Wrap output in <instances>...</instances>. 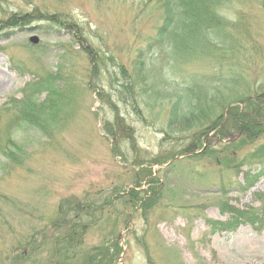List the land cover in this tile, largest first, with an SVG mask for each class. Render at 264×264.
<instances>
[{
	"label": "rangeland",
	"instance_id": "1",
	"mask_svg": "<svg viewBox=\"0 0 264 264\" xmlns=\"http://www.w3.org/2000/svg\"><path fill=\"white\" fill-rule=\"evenodd\" d=\"M148 1L0 0V264H17L13 256L21 253L19 264H49L57 235L51 233L52 221L59 222L71 209L66 205L77 203L96 207L87 216L92 225L81 237L83 246H110L117 237L115 264H264V163L240 160L252 146L228 148L224 132L220 142L213 140L219 127L195 145L192 132L167 135L156 93L158 99L145 91L150 102L145 98L134 105L117 86L116 64H132L135 49L155 24ZM261 2L238 5L254 30L251 44L257 54L248 61L240 58L238 70L256 90L264 88ZM37 9L65 14L71 26H57L48 16L21 30L6 29L8 18L35 15ZM31 24L46 26V32L29 29ZM93 58L100 61L97 77L89 66ZM164 60L155 58L148 71L158 91L165 77H201L214 66L213 60L195 57L182 65L179 78L164 68ZM52 73L64 89L54 98L59 108L50 106L44 116L27 121L21 99L32 82ZM38 90L33 91L37 109L48 96L44 88ZM121 119L131 131L121 132ZM116 120L121 149L113 152L108 127ZM178 144L189 149L184 156L170 161L161 156ZM198 174H206L205 180ZM131 190L136 197H125ZM230 207L249 208L259 219L245 221ZM207 218H237V223L234 229L212 230Z\"/></svg>",
	"mask_w": 264,
	"mask_h": 264
},
{
	"label": "trees",
	"instance_id": "2",
	"mask_svg": "<svg viewBox=\"0 0 264 264\" xmlns=\"http://www.w3.org/2000/svg\"><path fill=\"white\" fill-rule=\"evenodd\" d=\"M254 2L255 0H149L147 4L156 13V21L151 33L145 36L142 39L143 44L135 49L132 64L128 67L124 63L116 64L122 80H119L118 75L117 86L122 90L121 92L128 95L125 98L134 102V105L135 102L136 105L138 102L142 103L145 98L146 103L150 102L145 91L153 92L154 99L160 97L161 108L165 110L166 115L163 133L170 135L192 132L189 138L195 145L203 136L206 137L208 132H214L219 127L221 130L213 135V140L220 142L222 138L220 136L228 135V148L238 147L241 150L252 146L251 151L245 153L240 159L244 164L264 163V138L260 140V137L264 135V88L256 90L250 86L248 79L238 70L240 58H246L245 60L248 61L257 57L251 44L254 30L246 17L247 12L239 8L240 5ZM260 7L264 13L263 2L260 3ZM36 12L35 15L23 12L18 14V17L16 15L8 18L6 29L16 27L15 30H21L38 19H50L48 16L57 26H71V17L65 14L49 15L38 9ZM41 14L46 15L41 16ZM42 27L46 28V26ZM42 27L35 24L29 29H40L46 32L42 30ZM47 27L51 26L47 25ZM198 56L213 60V70L208 74L196 77L192 75L194 73H186L180 80L165 77L161 80L163 87L161 86L159 91L154 82L149 83L148 71L149 67L154 65L155 58H165L164 68H168L172 74L177 73L180 78L182 65ZM90 59L92 60V57ZM93 59L95 62H90L89 66L92 74L94 73L97 77L100 75L98 68L100 61ZM131 65L132 70L129 69ZM57 75L52 73L32 82L30 87L32 90L27 89L25 96L21 99L23 108L20 113L24 119L36 120L37 115L44 116L43 112L50 106L52 109L59 108L55 106L54 98L57 100L61 98L64 95V89L56 86ZM42 88L47 90L48 96L37 109L36 102L33 100V91H39L38 89ZM224 111L226 121L222 123L221 117ZM56 112L51 114L54 115ZM120 122L118 126L121 132L131 131L129 125L125 123L123 125L122 119ZM115 124H118L117 120L108 127L112 139L115 140L111 149L113 152L117 147L121 149V141L118 138L120 135L114 131ZM223 132L225 135H222ZM176 146L175 149H165L161 156L167 157L166 160L170 161L177 156H184L189 150L185 144ZM229 155L234 154L230 152ZM195 176L193 173L194 179ZM197 178L205 180L206 174H198ZM245 178L248 179V176ZM222 187L220 192L224 193ZM135 195L136 193L131 190L125 194V197H136ZM66 206L71 209L62 212L60 221L58 222V219L52 221L51 233L53 234L54 230L57 235L52 240L55 248L49 264H113V262L115 264V257L119 255L117 237L110 246L105 242L90 247L83 246L81 237L85 229L88 230L92 225L87 216L96 207L79 203L75 207ZM228 210L236 212L235 216L247 217L245 221L253 222L259 219L253 213H249V208L247 212L232 207ZM67 216L68 219H66ZM123 219H127V216ZM206 223L212 230L234 229L237 218H233L232 221L207 218ZM114 226L118 225L114 224ZM35 229L37 228L33 227L35 237L27 240L31 243V247L36 239ZM46 239L49 240V237L46 236ZM38 241L41 240L38 239ZM111 246L116 248V252L114 248L111 249ZM23 255L21 253L13 256V261L19 264L24 259Z\"/></svg>",
	"mask_w": 264,
	"mask_h": 264
},
{
	"label": "water",
	"instance_id": "3",
	"mask_svg": "<svg viewBox=\"0 0 264 264\" xmlns=\"http://www.w3.org/2000/svg\"><path fill=\"white\" fill-rule=\"evenodd\" d=\"M30 41H32L33 43H36L38 41V38L36 36H32L30 37Z\"/></svg>",
	"mask_w": 264,
	"mask_h": 264
}]
</instances>
